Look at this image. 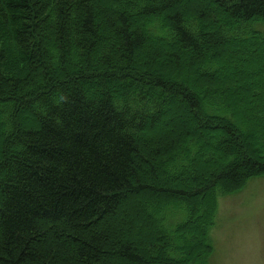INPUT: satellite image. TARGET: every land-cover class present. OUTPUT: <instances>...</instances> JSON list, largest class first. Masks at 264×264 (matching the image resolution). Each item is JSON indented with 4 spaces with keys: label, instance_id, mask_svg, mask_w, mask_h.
Instances as JSON below:
<instances>
[{
    "label": "trees",
    "instance_id": "1",
    "mask_svg": "<svg viewBox=\"0 0 264 264\" xmlns=\"http://www.w3.org/2000/svg\"><path fill=\"white\" fill-rule=\"evenodd\" d=\"M258 175L264 0H0V264H209Z\"/></svg>",
    "mask_w": 264,
    "mask_h": 264
},
{
    "label": "rangeland",
    "instance_id": "2",
    "mask_svg": "<svg viewBox=\"0 0 264 264\" xmlns=\"http://www.w3.org/2000/svg\"><path fill=\"white\" fill-rule=\"evenodd\" d=\"M233 63L226 62L223 71L231 72ZM247 69L248 77L244 76V73H241L244 79L239 76L241 83L244 84L246 80L249 83L254 81V77L250 76L253 68ZM241 94L243 95V91ZM181 106L184 108V105L181 104ZM168 109V113L161 119V124L157 128L159 134L167 133L175 124L177 127H180L181 123L192 125L191 118L185 109L178 111L172 105ZM155 135L150 134V137ZM206 166L208 174L219 167L216 162H210ZM182 186L189 187L185 183ZM146 228L145 226L139 230L138 236H144L147 233ZM210 238L213 250L209 257V264H264V175L251 177L236 192L217 196Z\"/></svg>",
    "mask_w": 264,
    "mask_h": 264
}]
</instances>
